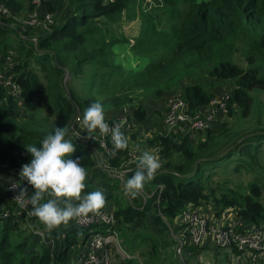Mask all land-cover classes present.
Masks as SVG:
<instances>
[{"label":"trees","instance_id":"16d2710c","mask_svg":"<svg viewBox=\"0 0 264 264\" xmlns=\"http://www.w3.org/2000/svg\"><path fill=\"white\" fill-rule=\"evenodd\" d=\"M30 1L0 0V3L13 13H25L32 8ZM134 1L45 0L41 9L56 11V17L49 32L41 38L36 35L35 49L30 43L20 42L15 37L16 45H7L9 35L13 33L0 26V65H3L4 58L11 51V68L7 74H13V79L21 89L19 103L0 87V163L7 162L21 170L31 160L27 147H40V141L54 134L55 128L69 126L76 111L83 116L84 110L96 102L103 106L105 121L112 122L118 110L129 107L133 110V125H139L147 119L146 107L139 104L141 97L157 101L180 83L184 85L180 88L179 96L188 114L206 107L216 95L212 89L229 82L227 116L248 117L249 92L252 89H264V0H150L154 6L147 13L142 12L141 16L144 32L130 45V49L138 57H148L154 53L159 57L144 65L140 72L98 74L97 70L105 66V58L113 57V47L123 44V41L104 42L101 47L88 52L85 43L92 30H78L77 26L84 25L89 18L113 19ZM139 1L141 4L143 0ZM74 12H79V17ZM31 53H35L33 62L40 65L42 70L46 69L44 61L50 58L53 69L62 70L65 75L68 73L81 84L84 83L82 76L85 66L97 65L98 68L90 75V82L84 83L86 85L79 89L81 96L72 93L65 95L61 81L48 79L46 95L43 97L42 88L34 81L35 73H24ZM115 66L119 67L113 63L111 69L119 70ZM199 72H203L209 81L194 80ZM187 81L190 82L186 84ZM42 103L46 104L49 114L52 111L56 113L47 128L38 122L20 118L18 106L29 108L32 105L41 106ZM152 127L155 132L144 142L159 152L162 162L155 178L145 184L144 191L149 198L144 205L135 204L137 200L134 198V205L120 208L114 202L111 206V189L99 183L106 184L114 180L95 167L85 147L73 141L76 151L69 158H82L81 166L87 172L83 194L102 190L106 197V209H113L117 226L135 218L143 219L150 213L152 224L168 237V229L163 221L173 224V227H168L175 232L180 229L176 222L184 208L205 205L216 218L225 209H231L234 212L232 214L243 223L262 226L264 229V205L257 201L260 196L258 186L250 183L246 193L240 194L242 188L236 184L226 188L219 184L211 185V178L216 175L214 170L224 172L231 161L234 163L231 171L235 174L245 169L247 163L244 155L250 156V153L256 154L260 150L264 133L251 132L241 136L232 130V125L220 118L209 129L199 133L196 141L166 132L161 134L157 125L152 124ZM133 132L128 144L138 135L135 126ZM110 147L114 151V145ZM128 152V147L117 150L108 160L109 167L117 168L122 161H127ZM134 171L126 175L127 179ZM227 184H231L228 179L222 182V186ZM149 185L153 186L152 191L147 188ZM4 190L0 187V264H69L72 258L70 250L78 244L79 236L83 234L82 246L88 235L106 232L105 226L80 229L68 225L66 231L62 232L59 227L49 233L32 216L27 219L15 217L14 208L5 200ZM32 191L29 186L28 194L31 195ZM44 202L46 200L41 201ZM27 207L31 211V205ZM20 222L30 229L41 230L48 237L51 247H42L37 253L33 247H27V241L17 240L11 244V233L15 232L17 236L21 234L18 232ZM31 238L33 235H30L29 241ZM141 241L149 242L145 237ZM150 244L146 261L142 264H168L160 255L155 260L154 249ZM172 244L170 240L164 241L160 247H170ZM124 261L127 264L132 262L130 259ZM170 264H177L173 257Z\"/></svg>","mask_w":264,"mask_h":264},{"label":"built area","instance_id":"2783aa9c","mask_svg":"<svg viewBox=\"0 0 264 264\" xmlns=\"http://www.w3.org/2000/svg\"><path fill=\"white\" fill-rule=\"evenodd\" d=\"M45 0H31V9L27 12L13 13L10 9L0 3V26L12 31V38L20 42H28L35 49L37 44V36H29V32L41 31L49 32L50 26L53 25L56 11L49 12L41 9V4ZM111 1V0H109ZM143 12L150 10L154 3L150 0H143ZM16 23V27L15 24ZM12 52L9 51L4 58L3 65H0V87L12 97L13 100L19 102L20 87L13 79V74H7L11 68ZM65 78V77H64ZM229 92L224 90L222 94L214 96L209 104L194 114L186 112V106L179 94H171L166 96L164 101V113L161 125L167 134L174 135L179 138H187L190 141H196L199 133L209 129L214 121L218 118L226 119L227 107L229 106ZM133 110L129 107L118 110L112 122L106 121L112 128L116 124L121 125V131L125 137L129 139L133 132ZM82 117L76 111L69 123V129L72 140L85 147L91 154V159L95 163V167L101 169L105 174L111 177L118 185L120 192L124 195L123 186L127 180V174L133 170L132 164L138 162L134 156L133 161H122L117 168H110L108 160L112 158L113 145L111 133L100 134L99 130L92 133H86L85 129L80 127ZM75 133H81L77 138ZM90 135L92 139H85ZM151 154L158 156L159 152L152 150ZM98 164V166H96ZM0 170L10 179V183L5 187L4 197L6 202L10 203L14 208V215L17 218L27 219L31 217L28 207L21 206L14 197L18 194V190L12 189L15 178H19L20 170L9 165V163H0ZM129 204L133 199L125 196ZM140 204L144 205L149 198L148 194L142 190L137 196ZM232 213L233 210L225 209L220 216L216 218L213 211L208 206L201 205L199 207L184 208L177 219L176 224L180 229L172 232L168 228V239L172 241V252L179 264H186L183 254L185 248L200 249L203 246L210 245L218 251L234 249L240 254L250 255L253 263L260 262L264 264V229L262 226L243 223ZM68 225L75 226L80 229H89L95 226H105L106 232L92 233L89 242H85L83 249L77 254L75 259L72 258L70 264H113L112 255L117 254L121 260L125 257L119 252V247L115 239L117 221L113 215V209L101 210V214L89 218H76L70 220Z\"/></svg>","mask_w":264,"mask_h":264},{"label":"rangeland","instance_id":"374dc122","mask_svg":"<svg viewBox=\"0 0 264 264\" xmlns=\"http://www.w3.org/2000/svg\"><path fill=\"white\" fill-rule=\"evenodd\" d=\"M185 8V7H184ZM183 8V9H184ZM143 5L141 8V4L139 0H135L130 7L122 11L118 16H115L113 19H105V18H97L92 19L89 18L85 21L84 25L77 26L78 30H92L91 33L87 35V41L85 43V46L87 48L88 52H93L96 48L101 47V43L104 42H122L123 44H118L113 47V57H107L104 61V67L99 68L97 70L99 73H108L113 75H118V73L121 72H140L143 69V66L146 65L149 62L155 61L159 55L158 54H152L151 56L144 57V56H135L133 54V50L130 49V45H132L133 42L136 41V39L141 37V34L144 32V26L142 23V15H143ZM143 12V13H142ZM147 13V11H146ZM23 14V13H22ZM74 15L76 17H79V12H74ZM15 27H16V23ZM158 25V24H155ZM157 27V26H156ZM166 29V27H163ZM29 36L38 35V37L46 34V32L41 31H35L28 33ZM41 38V37H40ZM9 46H15V42L12 39V35H9V39L7 41V45ZM117 44V43H116ZM94 45V47H93ZM35 53H31L28 57L29 63L26 71H24L25 74H28L30 72L35 73L34 81L40 85L43 90V97L46 95V84L49 80H55V81H61V87L63 88L64 94L67 95L69 93H72L73 95H80L79 89H81L83 86H85L86 82H90V75L94 73V69L98 68L97 65L94 66H85L83 68V81L84 83L81 84L77 78H72L68 73H65L62 70L53 69L51 67L52 60L49 58L46 61H44L43 66L44 70L40 67V65L35 64L34 61ZM23 58V55H22ZM118 64L117 67L119 70H113L111 69L112 65ZM239 64H242L239 63ZM31 69V70H29ZM65 75V76H64ZM63 77H65L63 79ZM196 81H209L204 75L203 72H199L196 75V78H194ZM193 80V81H194ZM190 81H187L189 83ZM65 87L63 86V84ZM223 83V82H222ZM228 84H222L220 87L216 89V93L222 94L223 90H228V87H230L229 82H225ZM184 83H180L173 91H171L167 95H163L159 100L152 101L149 99L142 98L140 99L139 104L146 107L147 111V119L139 124L142 128H145L150 125V123L154 120H160V118L163 116L164 113V101L166 96L171 94H179L181 91L180 88H182ZM66 88V89H65ZM219 91V92H218ZM218 95V94H217ZM250 95V109H249V115L247 118H241L239 115H236L235 118L233 116L229 117L227 116L224 121H227L230 125H232V130L238 132L241 136L245 133H264V89H252L249 92ZM50 105V104H49ZM51 107L53 105H50ZM18 109L20 111V118H22L25 121H32V122H38L42 124L44 127H48L51 123V121L54 120L56 117V113L53 111L48 113V109L46 107V104L42 103V105H32V107L27 108H21L18 106ZM236 111V110H235ZM234 111V112H235ZM83 117V116H81ZM22 121V122H25ZM47 121V122H45ZM20 122V124L22 123ZM157 125V124H155ZM158 126V125H157ZM159 131L161 134L166 131H162L161 128H159ZM151 133L148 135V139L151 137ZM260 150L256 154H249L250 156L244 155V158L246 160V167L245 169H240L236 174L232 172V168L234 167V163L231 161L226 165V170L224 172L220 171V169L214 170L216 172V175L213 176L211 185L214 186L215 184L221 185V187L226 188L230 187L231 185H239L242 189H240V194L246 193V187L248 184L253 183L260 189V196L257 199V201L264 205V142H262ZM154 149V148H153ZM152 147L145 144L143 140H132L128 144V155L126 156V159L129 161H133L134 156L139 157L143 154L144 151L152 152ZM135 152V153H134ZM86 153L88 156L91 157V154L93 152L86 149ZM233 160V158H232ZM162 162V159L160 158V164ZM95 164V163H94ZM224 165V164H223ZM98 166V164H96ZM133 170L136 169V165H131ZM230 180L231 184H227L222 186V182L224 180ZM97 184V181H96ZM99 185L111 189L112 197L110 199V204L117 203L118 207L122 208L126 205H129L127 200L125 199L124 195L120 192L118 185L112 182H108L106 184H102L101 182ZM150 191L153 190V186L149 185L147 187ZM144 190V189H143ZM137 200V205H141L139 202L138 197L135 198ZM131 204H133L131 202ZM130 204V205H131ZM134 205V204H133ZM150 213L143 218H135L131 222L123 223L121 222V225L118 224L116 228V235L115 239L117 241L119 252L122 254V256L126 259L132 260L131 264H142L146 261V254L148 250V245H152V248L154 249V256L155 260H157V255L161 256L162 258H165L167 263L170 264V260L172 258V249L170 247H164L161 246V243L164 241H169L167 234L160 233L156 226L152 224L150 220ZM166 228L169 225L173 227V224H168L166 221H163ZM21 227L18 229V232L21 233L19 236L16 235L15 232L11 233V236H9V242L11 244L15 243L17 240L21 241H27V247H33V249L36 250L38 253L42 247L48 248L51 247V244L48 240V237L39 229L33 230L28 227V225H24L20 222ZM68 224L61 225L60 230L66 231L68 228ZM30 235H33V238L30 239ZM83 234L78 237L77 239V245L71 249L70 253L72 254V258L76 256L82 249L84 244L81 246L80 243L82 241ZM147 238L149 242L143 241L142 243L141 238ZM91 239V236H88L86 239V242H89ZM219 251H214L215 254H217L218 257ZM76 254V255H75ZM217 257L215 258L214 264H231L233 262L227 263V259L225 257H222L221 260H217ZM71 258V260H72ZM69 261V264L71 262ZM145 260V261H144ZM112 263L113 264H127L124 260H121L117 254L112 255ZM202 264V263H201Z\"/></svg>","mask_w":264,"mask_h":264},{"label":"clouds","instance_id":"9594fccd","mask_svg":"<svg viewBox=\"0 0 264 264\" xmlns=\"http://www.w3.org/2000/svg\"><path fill=\"white\" fill-rule=\"evenodd\" d=\"M80 127L86 133L96 130L100 134L110 132L114 145L113 155L117 150L128 147V139L121 131V125L109 127L105 121L103 106L99 102L84 110ZM80 134L75 133L77 138ZM84 138L92 139L88 134ZM26 150L30 153L31 160L22 166L19 181L11 186L13 190H18L14 200L24 207L31 205L30 215L43 224L46 231L51 233L76 218L86 219L89 214H101L106 205V197L102 190L83 194L87 172L81 166L82 158H69L76 151V145L67 125L55 128L54 134L47 135L40 141V147L29 146ZM137 160L134 173L123 186L124 195L131 199L136 198L145 184L155 178L161 166L158 156L148 151H144ZM29 186L33 190L31 195L28 194ZM44 200L46 202L41 203Z\"/></svg>","mask_w":264,"mask_h":264},{"label":"crops","instance_id":"0c3cea01","mask_svg":"<svg viewBox=\"0 0 264 264\" xmlns=\"http://www.w3.org/2000/svg\"><path fill=\"white\" fill-rule=\"evenodd\" d=\"M22 13H24V12H20V14H22ZM212 91L216 95L219 94V93H216L217 92L216 89H212ZM152 124H157L158 127L162 129V131H165L163 126L161 125V120H155V121L153 120L150 123V125L145 127V128H142L141 126L135 124L134 126L136 128V133L138 135H135L134 139L137 141L138 140L146 141V139H148L149 133L152 134L155 132L154 128L152 127ZM200 137H201V135H200ZM9 183H10V179L5 175L4 172H2L0 170V187H3L5 189V187ZM105 208H106V205H105ZM189 249L190 248H188V247L184 249L185 254H183V257H184V260L186 261V264H201V263L202 264H214L215 258L217 257V254H215L214 251H218V250L214 249L212 246H210V245L203 246L200 249H198V251H196V252H193L192 250H189ZM76 256H74L73 259H75ZM172 257L175 259L177 264H179V261L177 258L174 257L173 252H172ZM222 257H225L227 259V261H226L227 263H229V261L233 262L231 264H261L260 262L253 263L250 259V255L240 254L237 251H235L234 249L219 251L217 260H221Z\"/></svg>","mask_w":264,"mask_h":264},{"label":"water","instance_id":"95a60500","mask_svg":"<svg viewBox=\"0 0 264 264\" xmlns=\"http://www.w3.org/2000/svg\"><path fill=\"white\" fill-rule=\"evenodd\" d=\"M18 181H19V178H15V179H14V182H18Z\"/></svg>","mask_w":264,"mask_h":264}]
</instances>
